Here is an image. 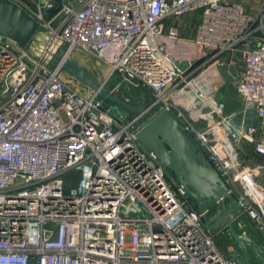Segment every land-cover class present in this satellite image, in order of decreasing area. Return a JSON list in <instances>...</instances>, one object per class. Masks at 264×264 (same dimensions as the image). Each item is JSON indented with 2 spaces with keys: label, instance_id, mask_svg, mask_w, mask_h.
<instances>
[{
  "label": "built area",
  "instance_id": "built-area-1",
  "mask_svg": "<svg viewBox=\"0 0 264 264\" xmlns=\"http://www.w3.org/2000/svg\"><path fill=\"white\" fill-rule=\"evenodd\" d=\"M12 1L64 39L68 58L89 54L108 67L105 82L118 75L170 109L264 241V165L242 150L264 156V0ZM190 14L197 50L181 61L169 44L178 29L163 23ZM223 54L242 106L215 122L209 104L197 125L181 99L207 107L194 75ZM141 121L123 122L0 36V264H239L137 142Z\"/></svg>",
  "mask_w": 264,
  "mask_h": 264
},
{
  "label": "water",
  "instance_id": "water-1",
  "mask_svg": "<svg viewBox=\"0 0 264 264\" xmlns=\"http://www.w3.org/2000/svg\"><path fill=\"white\" fill-rule=\"evenodd\" d=\"M47 15V12H45ZM0 36L10 38L27 59L45 69L59 67L89 88L98 98L141 116L134 130L140 146L166 171L184 197L196 206L206 229L211 233L227 228L241 251L240 264H251L246 242L235 225L241 207L196 138L167 107H143L132 92L111 93L87 69L66 56L65 41L38 22L18 3L0 0ZM126 95L132 103L123 99ZM211 205L214 215L208 216Z\"/></svg>",
  "mask_w": 264,
  "mask_h": 264
},
{
  "label": "rangeland",
  "instance_id": "rangeland-1",
  "mask_svg": "<svg viewBox=\"0 0 264 264\" xmlns=\"http://www.w3.org/2000/svg\"><path fill=\"white\" fill-rule=\"evenodd\" d=\"M246 2L250 0H245ZM251 9L252 7L249 6ZM254 7L251 10H255ZM188 15L177 17L175 19H172L173 21H178L180 19H187ZM196 20L198 19V15H195ZM169 21L170 24H173V21ZM187 22L189 19L186 20ZM195 22V21H194ZM169 24V25H170ZM210 57V56H209ZM70 60L73 62L79 64L80 66L87 69L99 82L103 84L105 82L106 77L108 75L109 69L108 67L101 63L99 60L94 58L93 56L83 53L80 50H75L73 54L69 57ZM230 55L223 54L217 57L216 59L210 60L208 63H206L201 70L199 69L196 73V79L197 76L201 81L197 79V82L201 85L204 84V87L201 86V97H205L202 102L207 105V107L201 108L200 111L194 112L192 109L194 107H197L198 105H201L200 103L193 104L189 100L181 99V103L183 106L188 109V116L191 118V120L194 123H198L200 126H206L208 123V120L205 118L206 113L212 109L211 106H215V114H212V121H218L223 117L224 115L230 113L233 110H238L242 106L241 100L235 95L234 86L232 85L231 80L228 78V69L233 70V66L229 65L230 62ZM221 63L222 65H219ZM238 68V66H235ZM200 72V73H199ZM199 73V74H198ZM198 74V75H197ZM105 75V76H104ZM62 76L65 79L67 83L77 88L80 92L84 94H89L90 89L87 88L85 85L74 79L71 75L68 73L62 71ZM104 79V80H103ZM123 84L124 87L122 88L121 85ZM103 87L107 90H109L111 93L115 94L118 93L121 89L127 90L128 92H132L135 94L136 99L140 105L143 107L149 106V103L151 101L152 95L149 91L143 89V88H133L129 85L124 84V80L119 77L118 75L111 77L105 84H103ZM139 89V90H137ZM220 92V94H216L217 92ZM183 93L181 92H173L170 97L174 98L177 101L176 97H183ZM123 99L126 102L132 103V99L126 95H123ZM105 105L108 106L113 114L116 116H119L120 119L123 120V122H126L131 117H133L135 114L131 111H128L119 105L111 102L104 101ZM211 104V106H208ZM202 106V105H201ZM211 122V121H210ZM214 122V123H215ZM212 124V123H211ZM244 149H242L245 153H249V146L246 144H243ZM253 164V163H252ZM214 206L211 205V209ZM244 216V214H243ZM241 223V222H238ZM255 227V226H254ZM256 229V228H255ZM212 235L215 239V242L217 244V247L225 254V256L229 259L237 260L240 264V259L242 258L241 251L239 250L238 246L234 242L232 236L229 234V231L227 228L221 229L218 231H213ZM241 235V233H240ZM242 237V235H241ZM260 237V236H259ZM243 238V237H242ZM244 240V239H243ZM245 241V240H244ZM247 244V243H246ZM247 247L248 244H247ZM250 250V248H249ZM251 252V250H250Z\"/></svg>",
  "mask_w": 264,
  "mask_h": 264
},
{
  "label": "crops",
  "instance_id": "crops-1",
  "mask_svg": "<svg viewBox=\"0 0 264 264\" xmlns=\"http://www.w3.org/2000/svg\"><path fill=\"white\" fill-rule=\"evenodd\" d=\"M195 15L196 14L188 15V17H186L187 19H189L188 22L186 21L187 19L185 18L180 19L178 21L172 20L173 24L178 29V34L179 37L181 38V41L178 47L176 46L175 48L172 46V42L169 41V44L171 45V48L174 51L175 55L181 61H184V59L189 57H194V55L196 54L197 47L193 46L192 43L190 42V40H192L194 37L196 24L198 23V19L196 20ZM169 24H170L169 21H165L163 23L164 31H166ZM183 65H185V63H183ZM238 67L240 68L241 66L238 65ZM216 94H220V92L218 91ZM193 111L197 112L195 110ZM196 124L199 125L198 123ZM256 137L258 138L260 137V135L257 134ZM243 144L249 146L248 148L249 153L247 154L250 157V162L256 165L258 164L264 165V156L254 153L252 148L250 149V147L252 146L249 143L243 142ZM235 228L239 234L241 233L243 239L249 246L248 249L250 248L251 250V252L249 250L251 255V264H264V241L259 235V233L256 231L254 225L249 221V219L245 215L243 216L242 214L240 215V219L237 220V224L235 225Z\"/></svg>",
  "mask_w": 264,
  "mask_h": 264
},
{
  "label": "trees",
  "instance_id": "trees-1",
  "mask_svg": "<svg viewBox=\"0 0 264 264\" xmlns=\"http://www.w3.org/2000/svg\"><path fill=\"white\" fill-rule=\"evenodd\" d=\"M137 90H139V89H137ZM190 203L192 204L193 208L196 209L195 204H194L192 201H191ZM214 212H215V207H213V208L209 211L208 216L211 217L212 215H214Z\"/></svg>",
  "mask_w": 264,
  "mask_h": 264
},
{
  "label": "bare ground",
  "instance_id": "bare-ground-1",
  "mask_svg": "<svg viewBox=\"0 0 264 264\" xmlns=\"http://www.w3.org/2000/svg\"><path fill=\"white\" fill-rule=\"evenodd\" d=\"M105 76V75H104ZM104 80V79H103Z\"/></svg>",
  "mask_w": 264,
  "mask_h": 264
}]
</instances>
